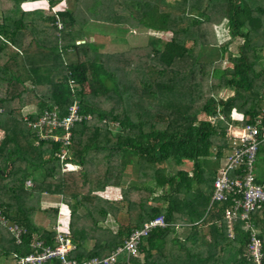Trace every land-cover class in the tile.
<instances>
[{"label": "trees", "instance_id": "obj_1", "mask_svg": "<svg viewBox=\"0 0 264 264\" xmlns=\"http://www.w3.org/2000/svg\"><path fill=\"white\" fill-rule=\"evenodd\" d=\"M35 2L55 10H22ZM220 26L228 37L222 43L215 33ZM131 30L170 37L150 35L144 46L110 55L99 52L105 44L89 40ZM235 39L239 45L224 58ZM0 72L6 86L0 96V214L23 230L15 244L0 226V264H14L36 241L53 247L58 208L39 207L43 193L67 205L73 243L67 257L78 263L106 257L131 229L160 216L166 225L142 237L134 257L124 262L118 256L116 264H159L158 251L177 221L190 224L194 241L202 238L197 228L208 226L206 251L190 264H254L244 222L228 224L223 217L230 198L210 203V196L229 151L226 126L264 127V0H0ZM74 101L80 120L69 128L64 148L75 169L60 172L63 146L39 139L28 123L43 111L62 118ZM29 105L34 110L23 113ZM233 111L240 120L231 119ZM126 166L131 179L121 191L120 213L92 193L108 183L118 186ZM252 174L264 190V144ZM113 211L131 223L119 222L114 232L98 227ZM37 212L50 216L45 227L33 224ZM249 221L264 264V204ZM91 237L93 248L85 250Z\"/></svg>", "mask_w": 264, "mask_h": 264}, {"label": "built area", "instance_id": "obj_2", "mask_svg": "<svg viewBox=\"0 0 264 264\" xmlns=\"http://www.w3.org/2000/svg\"><path fill=\"white\" fill-rule=\"evenodd\" d=\"M59 23L57 27L59 28ZM220 120L223 118L218 117ZM232 120L236 117L231 116ZM240 120V116L237 117ZM80 116L77 114L76 102L68 108L66 116L59 118L54 112L43 111L37 117V120L28 123L30 128L36 130L39 139L51 138L54 142H59L63 146L57 157L61 162L60 172L71 171L75 166L69 163L67 154L69 128L72 123L79 121ZM208 121L212 122L213 118L208 117ZM42 127L46 131L42 132ZM54 130H61L62 135L50 136ZM225 138L228 141V154L223 164L217 169L216 175L211 185V202H225L230 198L229 208L224 210L223 217L226 222H234L237 219L244 222V229L248 231L249 242L247 244L248 259L254 264H260V242L255 237V230L249 221V215L253 211H257L264 204V190L254 182L252 174L253 163L257 147L264 144V127L259 128L255 125H243L236 127L227 125L225 130ZM25 187H30L31 182L26 180ZM62 205L59 204V208ZM62 210L58 209L55 224L52 229L54 231L53 247L42 246L40 241L34 242L30 247L32 252L21 257L15 258L14 264H46L51 260H56L58 264H116L117 257L122 256L126 262L130 257L136 255V249L141 238L146 236L151 230L159 227L163 228L166 224L162 217H156L147 220L141 224L139 228L131 229L128 236L124 239L121 246L116 247L106 257H92L86 261L78 263L67 256L73 249L67 234V226ZM0 226L6 227L14 238V243L19 244L20 235L23 230L16 224H8L6 219L0 214ZM15 257V256H14Z\"/></svg>", "mask_w": 264, "mask_h": 264}, {"label": "crops", "instance_id": "obj_3", "mask_svg": "<svg viewBox=\"0 0 264 264\" xmlns=\"http://www.w3.org/2000/svg\"><path fill=\"white\" fill-rule=\"evenodd\" d=\"M31 105L27 106V108L24 111L27 112H32L33 110L30 108ZM121 182L118 184V186L111 185L108 183L102 190H98L96 192H93L92 194L95 195L96 200L100 201H108L109 203H112V208L119 210V212H124L125 208L122 205L121 206V201H123L122 197V190L126 188L127 183H129L131 179V172H130V166H126L124 171L122 172L121 176ZM41 195H47V194H41ZM54 197L51 201H49V205L47 208H54L57 207L58 209L62 210L61 212L64 213L65 221H66V226L69 220V209L67 205L62 204V200L60 196L57 195H51V197ZM59 201H58V199ZM71 200V199H70ZM58 201V202H57ZM41 203V200H40ZM59 203H61V207L59 208ZM113 209V210H114ZM114 214H108L106 216V219L98 224V227L101 229H108L111 232H114L117 228V224L119 222L123 221V225L128 223L129 221H126L127 219H123L122 215H118V211L115 212L113 211ZM34 217V216H33ZM32 222L35 226H37L34 222V219L32 218ZM131 223V222H129ZM45 227V226H41ZM133 228V227H132ZM191 226L188 223H179L178 221L174 223L172 232L168 234L166 237L162 248L160 249L161 252L158 251V263L159 264H190L195 261L196 256H201L204 255L205 250V242L209 239L208 236V226H203V227H198L197 228V233L199 236H201V241L200 239L197 238L196 241L195 236L193 235V230H190ZM206 230V231H205ZM176 242H175V241ZM176 244V245H175ZM161 246L158 245V249ZM93 248V237H91V240H87L84 243V249L85 250H90ZM218 255H221L219 252ZM138 260L141 262L142 260V255L138 256ZM205 264H210V261L206 262Z\"/></svg>", "mask_w": 264, "mask_h": 264}, {"label": "rangeland", "instance_id": "obj_4", "mask_svg": "<svg viewBox=\"0 0 264 264\" xmlns=\"http://www.w3.org/2000/svg\"><path fill=\"white\" fill-rule=\"evenodd\" d=\"M169 1V0H167ZM37 2L35 3H32V4H23L21 7H22V10L24 11H30V10H34V9H41V11H47L46 10V6L45 4H37ZM61 5L63 6H67L66 3H63L61 2ZM58 8V7H57ZM53 11L55 10V8L52 9ZM52 10H48L47 13L49 12H52ZM124 29H127V27H125ZM124 33V34H123ZM123 33H117V32H113V34H103L101 32H99L97 35H93L90 37V41H93L94 43H103L105 44V46L99 50V52L101 53H105V55H110L112 53H115V52H125V51H128L131 47H140V46H144L146 44V41H147V38L150 37V35H154L153 37L154 38H157L158 37L160 38V40L162 41H165V40H168L169 39V35L168 34H157V33H152V32H149V31H142V30H131L129 33H126L123 32ZM216 36L218 38V42H225V41H228V37L226 35V28L223 27V29L219 28L216 29ZM95 34V33H94ZM240 41L238 39H235L233 42H230L228 44V47H227V51L223 54L224 58L225 56L230 52V53H233L235 51V48L237 45H239ZM219 44V43H217ZM191 46V42H188L186 41L185 42V47H190ZM2 75L3 77V73L0 72V76ZM5 91H6V86L2 83H0V96H4L5 95ZM220 97H224V94H220ZM97 101V100H95ZM32 110H34V107L31 105L30 107ZM134 109H139V106H133L131 108V111L134 110ZM23 113H28L27 111H24ZM234 117H236L235 115H233ZM1 133H0V138H1ZM183 167V166H182ZM52 199H54V197L51 195H41L40 198H39V203H40V200H41V203L39 204L41 208H47V206L49 205V201H51ZM58 199V198H57ZM138 198H136L135 200H137ZM133 200V199H132ZM53 201V200H52ZM59 201V199H58ZM57 201V202H58ZM59 205V204H58ZM86 206V205H84ZM34 222L37 226H46V224L48 223L50 216L47 214H43L41 212H37L34 214ZM206 231V230H205Z\"/></svg>", "mask_w": 264, "mask_h": 264}, {"label": "clouds", "instance_id": "obj_5", "mask_svg": "<svg viewBox=\"0 0 264 264\" xmlns=\"http://www.w3.org/2000/svg\"><path fill=\"white\" fill-rule=\"evenodd\" d=\"M233 115H235V116H236V119H235V120H238V119H237V117H238V116H240V115H239V114H237V113H236V112H234V111H233ZM233 115H232V116H233ZM233 117H234V116H233ZM59 204H61V203H59Z\"/></svg>", "mask_w": 264, "mask_h": 264}]
</instances>
